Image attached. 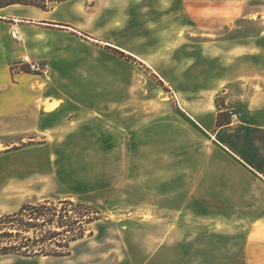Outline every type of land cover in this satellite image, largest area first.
Returning <instances> with one entry per match:
<instances>
[{"label": "rangeland", "instance_id": "1", "mask_svg": "<svg viewBox=\"0 0 264 264\" xmlns=\"http://www.w3.org/2000/svg\"><path fill=\"white\" fill-rule=\"evenodd\" d=\"M107 1L69 0L50 10L23 5L0 9V151L34 150L28 156L30 162H40L51 172L36 181L40 185H30V192L34 189L36 194L27 202L49 200L50 208L73 222L71 234H82L70 241L66 255L7 254L0 255V264H243L240 227L202 224L184 216L179 208L167 212L138 208L122 205L116 198L95 203L63 199L58 191L68 193L76 183L67 178L54 180L52 143L33 132L44 126V114L65 101L90 108L124 102L136 113H149L165 103L178 102L182 88L190 93L203 79L212 83L214 73L221 69L228 77L256 76L225 82L222 91L227 93L219 91L215 96L216 105L227 100L232 111L244 113L247 95L264 86L259 76L264 73V0H205L222 12L215 26L210 25L214 29L190 26L187 31L171 32L173 38L166 40H159L157 31L144 34L132 13L122 12L110 22L109 12L92 10ZM118 2L127 9L128 1ZM69 5L77 11L60 10ZM227 10L244 12L231 20ZM16 12L22 18H9ZM50 17L64 21L46 19ZM154 26L148 22L146 30ZM99 34L110 36L105 40L113 45L95 40ZM229 39L247 42L232 46ZM135 49L146 62L133 55ZM25 55L45 65V70L31 69L23 61ZM6 159H0V166ZM62 161L66 166L70 163L68 158ZM76 161L84 174H91V160ZM90 185L82 183V188ZM79 218L81 224L76 222ZM49 230L61 229L47 225L22 236H40ZM213 233L217 238L210 237Z\"/></svg>", "mask_w": 264, "mask_h": 264}, {"label": "crops", "instance_id": "2", "mask_svg": "<svg viewBox=\"0 0 264 264\" xmlns=\"http://www.w3.org/2000/svg\"><path fill=\"white\" fill-rule=\"evenodd\" d=\"M118 1H128L127 9ZM192 2L108 0L92 10H106L110 22L122 12L132 13L144 34L157 31L158 39L166 40L173 38L171 32L187 31L190 26L214 29L211 26L221 10H213L205 0ZM60 10L77 11L74 5ZM242 12L227 10L231 20ZM9 18L16 20L22 14L16 12ZM148 22H154L155 28L147 31ZM97 36L100 40H95L111 44L105 40L110 36ZM228 41L232 46L247 42ZM133 53L146 62L137 49ZM224 73V69L215 72L212 83L203 79L190 93L182 88L178 102L165 103L149 113H136L124 102L90 108L65 101L44 114V126L33 133L52 143L53 178L76 183L68 193L58 194L87 203L116 198L122 205L138 208H164L166 212L179 208L184 216L202 224L240 227L243 264H264V86L247 95L244 113L232 111L227 100L223 105L215 102L219 91L227 93L222 91L223 83L256 76ZM201 74L204 78V70ZM259 76L264 78V73ZM33 152L24 148L0 151V159L7 158L0 166V215L17 211L36 194L34 189L30 192V185H40L36 181L50 174L44 164L30 162ZM65 158L70 160L68 166L62 161ZM80 159L91 160V174H84L77 161L73 163ZM82 183L91 184L90 188L83 189ZM213 234L210 237L217 238Z\"/></svg>", "mask_w": 264, "mask_h": 264}, {"label": "trees", "instance_id": "3", "mask_svg": "<svg viewBox=\"0 0 264 264\" xmlns=\"http://www.w3.org/2000/svg\"><path fill=\"white\" fill-rule=\"evenodd\" d=\"M64 1L67 0H0V9L11 5H23L50 10ZM50 203L49 200L25 202L17 211L0 215V255L61 256L68 253L70 241L80 238L82 234H71L72 229L69 225L73 222L67 215L59 214L54 207L50 208ZM76 222L81 224L83 220L79 218ZM47 225L61 230H49L40 236L27 234L22 236V233L30 230L34 233ZM57 235L64 237L58 240L55 239ZM5 240L8 242H4Z\"/></svg>", "mask_w": 264, "mask_h": 264}, {"label": "built area", "instance_id": "4", "mask_svg": "<svg viewBox=\"0 0 264 264\" xmlns=\"http://www.w3.org/2000/svg\"><path fill=\"white\" fill-rule=\"evenodd\" d=\"M23 61L27 62L29 66L31 67V69L33 70H40V69L45 70V67H46L45 65L39 64L37 61H31L28 55L24 56Z\"/></svg>", "mask_w": 264, "mask_h": 264}, {"label": "bare ground", "instance_id": "5", "mask_svg": "<svg viewBox=\"0 0 264 264\" xmlns=\"http://www.w3.org/2000/svg\"><path fill=\"white\" fill-rule=\"evenodd\" d=\"M15 33V32H14Z\"/></svg>", "mask_w": 264, "mask_h": 264}]
</instances>
